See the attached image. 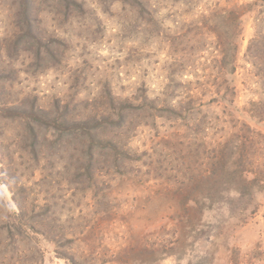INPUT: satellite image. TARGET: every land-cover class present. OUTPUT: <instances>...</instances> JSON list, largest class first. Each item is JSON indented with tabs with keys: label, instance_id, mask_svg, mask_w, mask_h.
Here are the masks:
<instances>
[{
	"label": "rangeland",
	"instance_id": "374dc122",
	"mask_svg": "<svg viewBox=\"0 0 264 264\" xmlns=\"http://www.w3.org/2000/svg\"><path fill=\"white\" fill-rule=\"evenodd\" d=\"M78 1L0 0V264H264V120L237 111L264 4Z\"/></svg>",
	"mask_w": 264,
	"mask_h": 264
},
{
	"label": "trees",
	"instance_id": "16d2710c",
	"mask_svg": "<svg viewBox=\"0 0 264 264\" xmlns=\"http://www.w3.org/2000/svg\"><path fill=\"white\" fill-rule=\"evenodd\" d=\"M57 3L56 4H64V7L67 11H71V6H82L84 5V2H80L78 0H54ZM130 4H136L139 7L147 8L150 5V1L147 0V3H144L143 0H122ZM191 2V0H188ZM220 9H218L219 13H222L223 18L220 20L223 21L224 25H229L230 22H238V26H240L241 23H243V17L248 15L249 12H251L254 7H256L258 4L261 6V4H264V0H252L251 2H245L244 0H224L223 2H219ZM215 6H217V3H215ZM264 8V7H263ZM216 11V10H215ZM219 20V21H220ZM239 31H242V28H239ZM233 56V55H231ZM244 58L246 65H250L251 68L249 69L254 73L256 76V80L253 82L249 81L247 84L249 86L247 87V90H249L252 94L251 98H249L247 101H245L244 105L237 108V111L249 114L250 116L257 118L260 121L264 120V9L262 11H258L257 15L255 17V24H254V33L253 36L250 38L248 45L246 47ZM228 57L229 53L226 52L225 58L223 61L225 64H228ZM230 70H228V74L236 75L237 66H235L233 63L232 65H226V67H230ZM234 82V78H228L224 83L221 85L220 89H216L213 91V100L212 105H218L222 104L223 108H230L231 105L236 104L238 99L239 90H236V86L231 85V83ZM212 92V91H211ZM197 95H192L189 98V102L196 103L197 100L194 98ZM194 98V99H193ZM157 102V99H151L147 95L145 96L144 105L146 104H152L155 105ZM188 102V104H189ZM182 102L180 104L176 105H168L170 109L174 111L175 110H185V109H192L193 106L185 105L181 106ZM200 104V103H199ZM194 106H197L194 104ZM37 118L39 117V114H35ZM96 161L94 159H91V161H88L87 169H91L90 166L93 165V162Z\"/></svg>",
	"mask_w": 264,
	"mask_h": 264
}]
</instances>
